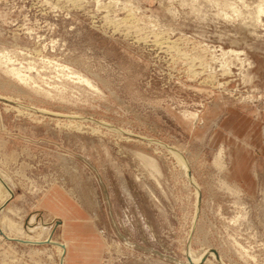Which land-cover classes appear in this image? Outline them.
Here are the masks:
<instances>
[{
    "label": "rangeland",
    "instance_id": "rangeland-1",
    "mask_svg": "<svg viewBox=\"0 0 264 264\" xmlns=\"http://www.w3.org/2000/svg\"><path fill=\"white\" fill-rule=\"evenodd\" d=\"M0 170L66 264H264V0H0Z\"/></svg>",
    "mask_w": 264,
    "mask_h": 264
},
{
    "label": "bare ground",
    "instance_id": "bare-ground-1",
    "mask_svg": "<svg viewBox=\"0 0 264 264\" xmlns=\"http://www.w3.org/2000/svg\"><path fill=\"white\" fill-rule=\"evenodd\" d=\"M262 12V10H260ZM11 71V70H10ZM16 72V71H15ZM17 73V72H16ZM21 77V76H20ZM3 98V97H2ZM5 100V99H4ZM14 99L10 100L11 102H13ZM9 101V100H8ZM7 101V102H8ZM9 101V102H10ZM12 104V103H11ZM14 104V103H13ZM18 105V104H17ZM19 106V105H18ZM72 121V120H71ZM72 124V123H71ZM174 154L176 155V157L178 158V161L181 163V165H185L184 161L182 160V155L175 151ZM224 148L221 147L217 157H216V164L218 165V167H220L221 169H223L225 167V163H224ZM184 169V168H183ZM187 171V169H186ZM192 178V177H191ZM193 181H195V179L192 178ZM192 181V182H193ZM194 183V182H193ZM196 183V182H195ZM0 185L6 190V200H8L10 197H12V193H13V187L10 185V183L8 182L7 176L5 173H3L0 170ZM196 187V186H195ZM197 189V188H196ZM199 190V187H198ZM235 191H238L237 189ZM198 195H199V191H198ZM5 204L2 205V208L0 210V214L3 211V209L5 208ZM3 213V212H2ZM4 216V215H3ZM48 235L50 234V230H48ZM0 232H2L3 234H13L16 237H13L12 240H19V241H23L28 243L29 245H36V244H43V243H53V244H58L57 246L61 248L62 253L65 254L62 258V262L61 264H66V254H67V244H60V243H56L54 242V240L51 239H45V240H33V239H21L20 237L23 236L25 234V229L22 227V225H19L18 223L10 220L6 217H1L0 216ZM8 236V235H7ZM20 236V237H18ZM52 236V235H50ZM9 238V237H8ZM11 238V237H10ZM20 238V239H19ZM23 238V237H22ZM208 250V249H207ZM205 250V251H207ZM205 256V253H202L200 255H196V253L194 251L190 252V259H191V264H196V262L200 259H202ZM215 256V255H214Z\"/></svg>",
    "mask_w": 264,
    "mask_h": 264
},
{
    "label": "crops",
    "instance_id": "crops-1",
    "mask_svg": "<svg viewBox=\"0 0 264 264\" xmlns=\"http://www.w3.org/2000/svg\"><path fill=\"white\" fill-rule=\"evenodd\" d=\"M67 252H68V248H67ZM66 258H67V254H66Z\"/></svg>",
    "mask_w": 264,
    "mask_h": 264
},
{
    "label": "water",
    "instance_id": "water-1",
    "mask_svg": "<svg viewBox=\"0 0 264 264\" xmlns=\"http://www.w3.org/2000/svg\"><path fill=\"white\" fill-rule=\"evenodd\" d=\"M60 222V221H59Z\"/></svg>",
    "mask_w": 264,
    "mask_h": 264
}]
</instances>
